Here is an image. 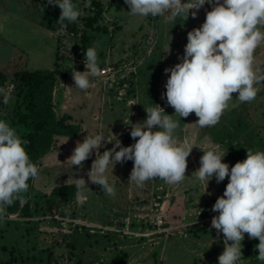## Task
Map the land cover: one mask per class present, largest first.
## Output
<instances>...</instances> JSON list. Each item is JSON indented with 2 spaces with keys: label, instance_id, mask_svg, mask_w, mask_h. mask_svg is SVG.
<instances>
[{
  "label": "rangeland",
  "instance_id": "374dc122",
  "mask_svg": "<svg viewBox=\"0 0 264 264\" xmlns=\"http://www.w3.org/2000/svg\"><path fill=\"white\" fill-rule=\"evenodd\" d=\"M114 1L73 0L82 13L76 21L77 31L70 34L76 71L86 70L84 52L97 44L99 68L115 69L106 75H90L87 92L75 86L71 75L62 93H54L51 101L57 116L67 115V122L79 124V131L55 134L46 149L37 136L25 145L30 161L38 167V177L28 181V191L17 209L7 207L0 213V264H218L224 251L223 234L211 228L213 216L219 213L211 209L229 179L218 184L213 176L206 190L194 172L203 151L227 152L222 162L229 168L246 159L247 149L264 151V82L256 85L252 102H240L233 93L229 108L213 127H199L195 113L179 118L166 98H161L170 76L164 70L182 62L188 32L204 23L213 6L206 3L198 10L190 9L188 23L179 27L171 24V17L131 16L124 0ZM187 2L194 4L195 0ZM99 8L97 22L89 26L88 17ZM56 35L48 27L42 0H0V68L6 74L0 88L11 96L6 105L0 95V119L20 137L33 133L34 127L19 119L29 110L16 72L54 68ZM255 58L264 68V43L256 49ZM154 104L174 115V120L180 119L175 135L193 147L183 182L169 185L157 178L137 187L129 181L133 168L129 160L117 163L113 172L109 166L106 176L116 189L112 197L88 180L95 152L83 162L82 170L67 161L77 141L82 143L87 135L105 137L101 153L117 139L125 147L134 144L128 119L131 124L144 122V106ZM81 177L91 190L83 206L75 194L53 193L57 185L72 184ZM198 208L203 211L197 217ZM244 236L243 264H264L256 259L259 240L250 239L247 233Z\"/></svg>",
  "mask_w": 264,
  "mask_h": 264
},
{
  "label": "clouds",
  "instance_id": "9594fccd",
  "mask_svg": "<svg viewBox=\"0 0 264 264\" xmlns=\"http://www.w3.org/2000/svg\"><path fill=\"white\" fill-rule=\"evenodd\" d=\"M47 2L61 9L57 23L62 27H67L65 21L76 22L82 14L73 0ZM124 2L129 6L131 16L171 17L173 22L177 17L186 21L190 9L198 10L206 3L213 6L206 13L204 23L188 32L182 62L164 70L170 76L161 98H166L167 104L175 110L174 115L187 118L195 113L196 124L209 128L219 123L233 100V93L238 94L240 102H252L256 98V85L264 82V68L257 65L255 58L256 49L264 43V31L261 30L264 29V0H223V3L220 0H195L194 4L187 0ZM89 6L90 2L85 5ZM192 16L195 18L196 12H192ZM168 38L172 40L169 35ZM98 47L97 44L85 50V71H72L75 86L83 92L91 87L89 76L101 73ZM0 95L7 105L11 100L10 93L0 88ZM154 105L144 106L147 113L144 122L131 124L128 119L130 136L136 141L134 144L125 147L117 139L111 149L101 153L105 137L87 135L82 143L77 141L67 161L82 170L83 162L95 152L96 158L87 172L88 180L112 197L116 195V189L106 176L109 166L113 172L117 163L129 160L133 161L129 181L137 187L157 178L169 185L183 182L187 158L193 147L175 135L181 125L180 119L174 120V115H168L160 105ZM154 128L158 130L154 131ZM27 143L6 120L0 119V213L28 191L30 179L38 177V167L30 161L25 149ZM203 153L200 167L194 173L206 184V190L213 176L218 184L226 177L229 179L223 195L211 209L219 213L213 216L211 228L223 234L224 251L218 257V264H243L245 233L250 239L259 240L255 246L256 259L264 262V151L247 149L246 159L231 168L222 162L227 152L220 154L209 150ZM74 180L75 199L83 206L91 190L83 177ZM202 211L198 208L197 217Z\"/></svg>",
  "mask_w": 264,
  "mask_h": 264
},
{
  "label": "trees",
  "instance_id": "16d2710c",
  "mask_svg": "<svg viewBox=\"0 0 264 264\" xmlns=\"http://www.w3.org/2000/svg\"><path fill=\"white\" fill-rule=\"evenodd\" d=\"M42 3L48 15V27L57 31L58 45L54 61L55 67L24 69L17 71L16 74L20 75L22 79L23 102H26V108L29 110L21 113L19 119L34 127L33 133H28L21 138L30 144L37 136V139L42 142V149H46L51 146L55 134L75 135L79 131V124L67 122V115L57 116V109L51 101L54 93H62L65 80L72 75V71L76 70L75 43L70 34L77 31V22L68 23L65 21L67 27H62L57 23L61 9L58 6L49 5L47 0H42ZM101 12L99 8L94 16L88 17L89 26H93L97 22ZM95 26L99 27L98 24ZM84 37L87 39L86 35ZM5 78L6 74L0 68V87ZM75 192V183L57 185L53 190V193H71L73 195ZM18 204L19 199L15 200L8 208L15 210L18 208Z\"/></svg>",
  "mask_w": 264,
  "mask_h": 264
},
{
  "label": "crops",
  "instance_id": "0c3cea01",
  "mask_svg": "<svg viewBox=\"0 0 264 264\" xmlns=\"http://www.w3.org/2000/svg\"><path fill=\"white\" fill-rule=\"evenodd\" d=\"M114 2H117V0H115ZM117 16H118V15H117ZM133 22H135V20H134ZM136 22H137V21H136ZM172 22H173V21H172ZM186 23H188V20L184 21V20H182V18L177 17V18L175 19V21H174L173 23H171V24L174 25V26L178 25L179 27H184ZM174 26H173V29H174ZM175 28H176V27H175ZM56 41H57V39H56ZM100 124H102V122H100Z\"/></svg>",
  "mask_w": 264,
  "mask_h": 264
},
{
  "label": "built area",
  "instance_id": "2783aa9c",
  "mask_svg": "<svg viewBox=\"0 0 264 264\" xmlns=\"http://www.w3.org/2000/svg\"><path fill=\"white\" fill-rule=\"evenodd\" d=\"M115 68L112 66H105L101 68V73L102 75H106L108 73H110L111 71H113Z\"/></svg>",
  "mask_w": 264,
  "mask_h": 264
},
{
  "label": "water",
  "instance_id": "95a60500",
  "mask_svg": "<svg viewBox=\"0 0 264 264\" xmlns=\"http://www.w3.org/2000/svg\"><path fill=\"white\" fill-rule=\"evenodd\" d=\"M231 242V241H230ZM232 243V242H231Z\"/></svg>",
  "mask_w": 264,
  "mask_h": 264
}]
</instances>
